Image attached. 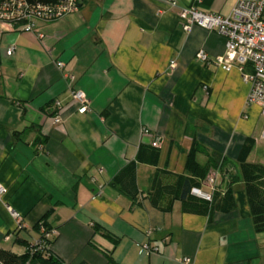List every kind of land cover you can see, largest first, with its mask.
<instances>
[{
  "label": "crops",
  "instance_id": "0c3cea01",
  "mask_svg": "<svg viewBox=\"0 0 264 264\" xmlns=\"http://www.w3.org/2000/svg\"><path fill=\"white\" fill-rule=\"evenodd\" d=\"M234 5L179 0L171 10L164 0H82L78 13L39 22L36 33L0 25V46L16 48L2 65L0 248L24 254L17 242H38L35 227L49 214L51 252L64 264H264V232L254 229L243 183L233 185L230 212H185L176 202L165 213L146 197L156 171L168 175V185L185 174L195 141L234 171L253 140L248 162L264 166V120L247 106L249 84L236 69L195 58L199 51L222 55L225 38L197 25L185 31L179 16L194 6L224 18ZM75 91L88 98L85 114ZM141 148L143 199L132 206L112 181ZM151 148L155 164L147 162ZM197 159L208 161L205 154ZM144 245L158 252L142 254Z\"/></svg>",
  "mask_w": 264,
  "mask_h": 264
},
{
  "label": "built area",
  "instance_id": "2783aa9c",
  "mask_svg": "<svg viewBox=\"0 0 264 264\" xmlns=\"http://www.w3.org/2000/svg\"><path fill=\"white\" fill-rule=\"evenodd\" d=\"M178 1L164 0L171 10L178 9ZM81 5L82 0H36V2L0 0V25L17 27L21 34L36 33L39 22L51 23L62 20L78 13ZM179 16L185 22V31L197 25L208 31L217 32L225 38V52L222 55L211 58L206 52L199 51L195 58L205 67L215 66L225 72L238 70L243 80L249 84L247 106L258 107L260 117L264 120V0H235L231 14L224 18L204 13L194 6L180 9ZM2 33L4 32L1 31L0 34ZM38 36L40 39L44 37L42 34ZM15 50L14 45L7 48L0 47V92L3 85V60L13 57ZM57 65L59 68L64 67L63 63ZM170 68H176L175 61L170 63ZM72 99L79 104L80 114L89 111L88 98L84 92H73ZM56 106L58 113L54 117V123L59 124L62 121L63 105L57 102ZM260 138L264 140V131ZM153 146L158 147V141L154 142ZM214 183V176H210L206 185L211 191L205 193L202 190L193 189L192 194L206 201H212ZM5 192V188L0 184V195ZM41 233L46 234L43 226H41ZM156 252L158 249L151 248L149 245H144L141 249L142 254ZM182 263L191 264V261L183 259Z\"/></svg>",
  "mask_w": 264,
  "mask_h": 264
},
{
  "label": "trees",
  "instance_id": "16d2710c",
  "mask_svg": "<svg viewBox=\"0 0 264 264\" xmlns=\"http://www.w3.org/2000/svg\"><path fill=\"white\" fill-rule=\"evenodd\" d=\"M30 1L36 2V0ZM10 29L20 33L17 27H11ZM54 114L56 113L54 112ZM14 135L18 136V133H14ZM254 145L253 140H247L238 158V169L235 168L234 171H228V169H224L226 168L225 159H222L219 163L217 159L211 157L195 141L188 155L185 174L177 176L175 184L168 185L162 181L163 177L168 175L163 176V174L156 171L153 176L154 180L151 178V181L155 182L146 197L150 200L153 207L165 213L171 212L176 202L182 204L185 212L199 214H206L210 210L230 212L236 208L233 185L243 183L254 229L257 233L264 232V166L248 162ZM153 148L155 147L153 146ZM153 148H151V153L154 160H147V162L155 164L158 152ZM143 153L144 150L141 148L136 161L129 162L112 181L114 188L121 195L127 197L131 201L132 206L140 204L143 199V192L137 183L138 164L146 162L143 158ZM199 154L207 155L208 161L206 164L202 165L198 162L197 157ZM211 172L220 175L221 181L219 187H216V183H214L213 187L215 189L212 192V201H206L194 196L192 190L199 189L203 191L204 186L208 189L207 192H210L211 190L206 183ZM222 184L225 185V190H222ZM48 217L49 214L43 217L35 227L38 230L37 232H40L41 226L46 229V234L41 233L38 243L36 242L30 246L23 241L17 242V244L27 247L24 254H16L10 250L0 248V264H64L60 258L51 252L54 238H52V231L46 221ZM47 235L49 236L47 237Z\"/></svg>",
  "mask_w": 264,
  "mask_h": 264
},
{
  "label": "rangeland",
  "instance_id": "374dc122",
  "mask_svg": "<svg viewBox=\"0 0 264 264\" xmlns=\"http://www.w3.org/2000/svg\"><path fill=\"white\" fill-rule=\"evenodd\" d=\"M210 176H214L215 178V183H216V187H219L220 185V181H221V178H220V175L218 174H215L214 175V172H211V175ZM203 191L207 192L206 188H203ZM41 230V229H40Z\"/></svg>",
  "mask_w": 264,
  "mask_h": 264
}]
</instances>
